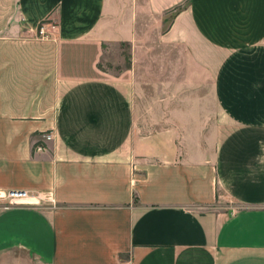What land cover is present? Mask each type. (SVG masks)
Returning <instances> with one entry per match:
<instances>
[{
	"label": "crops",
	"instance_id": "crops-1",
	"mask_svg": "<svg viewBox=\"0 0 264 264\" xmlns=\"http://www.w3.org/2000/svg\"><path fill=\"white\" fill-rule=\"evenodd\" d=\"M7 191L0 264H264V0H0Z\"/></svg>",
	"mask_w": 264,
	"mask_h": 264
},
{
	"label": "rangeland",
	"instance_id": "rangeland-1",
	"mask_svg": "<svg viewBox=\"0 0 264 264\" xmlns=\"http://www.w3.org/2000/svg\"><path fill=\"white\" fill-rule=\"evenodd\" d=\"M128 47L125 45H116L108 48L104 52V58L100 64V69L105 73L118 75L128 68Z\"/></svg>",
	"mask_w": 264,
	"mask_h": 264
},
{
	"label": "built area",
	"instance_id": "built-area-1",
	"mask_svg": "<svg viewBox=\"0 0 264 264\" xmlns=\"http://www.w3.org/2000/svg\"><path fill=\"white\" fill-rule=\"evenodd\" d=\"M37 36L40 39H47L49 34L44 30V27L41 25L37 29ZM43 139L45 141H49L51 139V135H44ZM44 148L41 146H37L35 151L41 152ZM29 195L24 191H7L6 193L0 194V199L4 200L8 206L12 205H20L29 202Z\"/></svg>",
	"mask_w": 264,
	"mask_h": 264
},
{
	"label": "trees",
	"instance_id": "trees-1",
	"mask_svg": "<svg viewBox=\"0 0 264 264\" xmlns=\"http://www.w3.org/2000/svg\"><path fill=\"white\" fill-rule=\"evenodd\" d=\"M174 10H178V9L176 8V9H174ZM129 65H130V61L128 60V67H129Z\"/></svg>",
	"mask_w": 264,
	"mask_h": 264
}]
</instances>
